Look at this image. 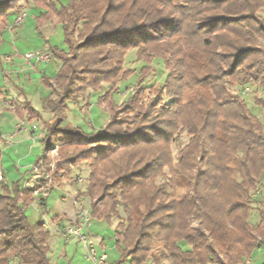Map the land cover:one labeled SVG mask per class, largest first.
<instances>
[{"label":"trees","instance_id":"1","mask_svg":"<svg viewBox=\"0 0 264 264\" xmlns=\"http://www.w3.org/2000/svg\"><path fill=\"white\" fill-rule=\"evenodd\" d=\"M15 1L0 0L2 24ZM35 4L57 17L64 47H49L59 62L55 75L45 79L50 94L43 109L52 120H43L28 103L25 109L30 120L43 122L44 150L61 142L67 154L85 144L84 138L114 145L91 149L85 191L91 198L98 195L89 205L93 219L119 220L114 232L120 257L112 264H243L258 245L264 252V208L256 226L249 221L250 193L264 174V125L230 89L252 83L264 91V49L258 45L264 39V0ZM132 48L136 60L159 58L169 69L158 101L138 106L140 86L151 72L142 67L135 91L124 102L138 116L135 129H114L117 87L98 97L109 113L98 132L68 127L69 103L77 105L87 91L98 92L105 83L117 86L134 74L122 68ZM164 97L169 101L161 106ZM256 105L264 111V99ZM179 133L188 141L174 162L169 145ZM117 149L108 166L106 159ZM81 152L73 149L72 155L60 157L53 180L70 173L76 158L86 159ZM165 169L174 181L159 182ZM39 186L0 182V264H53L50 232L41 216L31 222L21 210V204L26 209L35 200ZM176 187L182 189L180 196Z\"/></svg>","mask_w":264,"mask_h":264},{"label":"crops","instance_id":"2","mask_svg":"<svg viewBox=\"0 0 264 264\" xmlns=\"http://www.w3.org/2000/svg\"><path fill=\"white\" fill-rule=\"evenodd\" d=\"M25 11L26 16L19 25L15 24L17 11H10L0 29V37L3 33L12 37L11 47L9 46V49L0 54V74L2 77L0 99L13 104V108L5 104L0 105V136L3 138L12 137L9 144H5L0 139V164L4 173V183L20 182L21 186L30 187L37 182V176L33 174L32 166L42 156L44 146L41 139L36 143H32L29 131L18 129L16 126L21 121L26 126L36 122L43 129V122L38 118L30 120L25 105L20 103H28L33 109L42 112L43 101L50 94V89L45 85V79L55 75L59 68V62L52 58L51 61L44 64L27 63L24 55L33 49H41L47 45L59 49L63 48L64 45L52 43L53 37L57 35V29L61 28L57 17L47 15L46 9L43 6H37L35 0ZM9 16H13V19L10 20ZM9 22L11 24L8 25ZM33 40H38L39 44H36ZM5 43V39L0 38V46L3 47ZM34 103L41 109L35 108ZM56 190L60 191L58 197L53 195ZM79 193V189L71 187V184L65 181L63 184L59 182L54 185L49 197L44 202V206L40 204L38 199H35L34 201L37 200L39 205L36 206L33 201L25 209V214L31 222L36 221L39 216L45 219L47 205L50 202L59 205L53 212V219L62 224H67L73 221L75 210L79 204L84 206L86 204L83 196ZM57 199L59 204L56 201ZM35 215L37 218H35ZM258 221L252 225L256 226ZM106 223L103 220L93 219L87 232L97 251H105L107 262L112 264L120 257V253L115 241V232L113 240L110 230L106 228ZM108 226H113L112 229L115 231L116 226L113 223H108ZM55 229L54 223L51 222L47 244L50 248V258L53 264H92L85 259V251L79 243L63 242L57 237ZM263 261V247L258 245L252 255L244 260L243 264H261Z\"/></svg>","mask_w":264,"mask_h":264},{"label":"rangeland","instance_id":"3","mask_svg":"<svg viewBox=\"0 0 264 264\" xmlns=\"http://www.w3.org/2000/svg\"><path fill=\"white\" fill-rule=\"evenodd\" d=\"M59 4L61 5H68L71 0H57ZM33 0H16L13 4V8L11 11H17V13L21 11H25L26 8H28L32 4ZM262 17H264V13H260ZM13 19V16H9ZM11 22V21H10ZM8 23L11 24V23ZM13 22V21H12ZM2 26V17H0V28ZM57 35L53 37L52 43L63 46L62 42V32L61 28L57 29L56 31ZM0 38H4L6 43L2 46H0V54H3L5 50L9 49V46L11 47L12 37L7 35L6 33L1 34ZM36 44H39V41L33 40ZM74 43H78V40H73ZM42 42V41H41ZM44 43V42H43ZM258 45L264 49V39L258 40ZM42 46V45H41ZM3 48V51L1 52V49ZM35 50H39L35 49ZM31 51H34L31 50ZM30 52V51H29ZM142 67H148L151 69V72L148 74V76L144 79L140 86V95H138V106L147 105L150 101H158V92L159 89L164 84V80L169 72V69L163 64V61L159 58H154L151 63H145L142 61L136 60V49H130L127 51L125 55V60L123 63V70H130L133 71L134 74L130 77L121 80L117 86L111 85V84H103L100 91L98 92H92L87 91V93L79 98V102L77 105H74L72 103H69L68 105V111H67V119L66 123L70 126H79L82 131L85 133H95L98 132L105 124V122L108 120L109 113L104 109L103 105L99 104L98 97L104 93H107L112 90H117L112 95V101L114 103H117V111L115 112V120L117 125H114V129L123 130V131H132V129L136 128V124L138 122H135L138 120V116L136 114H133L129 112V109L131 105H126L124 102L129 98L130 94L135 91V84L138 81L139 71ZM2 77L0 74V83H1ZM1 85V84H0ZM231 92L237 94L241 99H243L246 103L252 114H254L258 119L263 123L264 125V111L256 105V100H263L264 99V91L262 88L256 84L248 83L245 86L242 87H231ZM169 99L168 97H164L163 100H161L160 105L163 106L164 104L168 103ZM22 105H25L24 103H20ZM34 107L37 109H41L38 107L37 104L34 103ZM41 107V106H40ZM43 109V107H42ZM157 109H160V106L157 107ZM42 116L43 120L51 121L52 120V114L46 110H42ZM40 125V124H39ZM85 144L82 146L76 145L74 148H69L67 154H65L64 149L61 147V142H57V144L51 145L49 149H56V155L54 156V159L58 161L63 157H67L72 155V150L75 149L77 152L82 151L81 154L83 158H76L74 161V164L70 166V173H64L58 174L56 179L53 180L54 185H57L59 182L63 184V182H67L71 184V187L73 186L76 189H79L80 193L82 194L84 200H85V207L90 208L89 205L91 202H94L98 195L94 196L93 198L88 197L85 193L86 188L89 185V173H90V165L91 160L88 159L92 156L91 149H95L97 145L99 144H106V143H100L97 142L95 139H87L84 138L83 140ZM188 136L185 133H179L178 135H175L174 141L169 145V151L171 154V157L173 158V161H176V155L178 151L187 143ZM110 146H114L111 144H106ZM121 150L117 149L115 150L111 156H109L108 159H106V164L109 166L113 159L116 158ZM59 154H61L59 156ZM103 167L100 166L99 170H102ZM166 177L159 178V182H164L166 179H169L170 181H174V176L169 173L167 169H165ZM107 176V173H105ZM80 179L81 182H78L77 180ZM110 182V179L109 181ZM53 185V186H54ZM182 194V189L176 187V196H180ZM251 199L249 201V206L252 209L249 221L251 224H254L258 221V212L263 210L264 208V174L261 175L260 178V184H258L256 190L252 191L251 193ZM55 196L60 195V191H54ZM58 202V199L56 200ZM36 206H38L37 200L33 202ZM59 204V202H58ZM59 205L51 204L48 202L47 205V212L45 213V219L41 216L42 220H47L48 222H51L54 216V211L57 209L56 207ZM34 209V208H32ZM35 210V209H34ZM37 213V212H36ZM36 216V215H35ZM34 216V217H35ZM37 218V216L35 217ZM111 223H113L115 226L119 223V220L114 218L112 219ZM106 228L110 230V234L112 239L114 234V229L112 227L108 226V223L105 224ZM193 225L197 226L198 222L193 221ZM221 260H225V258L222 259V256L219 255ZM144 264H150V260H148Z\"/></svg>","mask_w":264,"mask_h":264},{"label":"built area","instance_id":"4","mask_svg":"<svg viewBox=\"0 0 264 264\" xmlns=\"http://www.w3.org/2000/svg\"><path fill=\"white\" fill-rule=\"evenodd\" d=\"M26 16V11H21L17 14L15 19V24L19 25L23 22ZM24 59L27 63H38L44 64L48 63L52 59V52L50 48L44 46L39 50H34L27 52L24 55ZM7 105L10 108H13V104L9 101L0 99V105ZM18 129H23L29 131L30 133V140L32 143H36L40 139L43 138V129L39 126L38 123H32L27 125L21 121L16 126ZM0 139L3 140L5 144H9L11 142L12 137H2ZM56 155V149H48L44 150L42 156L37 160V162L32 166V172L37 176V182L40 183V186L35 188L33 191V196L35 199L39 201L46 200L52 189H53V178L52 174L55 169L56 160L54 156ZM4 173L2 166L0 164V182L3 180ZM81 182L80 179L77 180ZM43 209V208H42ZM41 209V210H42ZM21 210L24 211V207L21 204ZM93 218L90 213L89 208L85 207L84 205L79 204L77 209L74 213V219L72 222H68L67 224H62L56 219H52L51 222L54 223L56 229L55 232L57 237L61 239L65 243L76 242L79 243L84 251H85V259L91 262L92 264H108L107 262V254L105 251L98 252L95 245L92 243L89 237V233L87 229H89ZM51 222L47 220H42V225L50 230L51 229ZM116 241V237H115Z\"/></svg>","mask_w":264,"mask_h":264}]
</instances>
